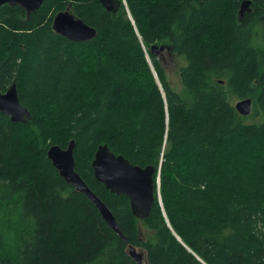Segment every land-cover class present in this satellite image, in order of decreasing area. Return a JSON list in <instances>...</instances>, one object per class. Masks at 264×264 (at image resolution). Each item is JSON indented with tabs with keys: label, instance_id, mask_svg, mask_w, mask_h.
I'll return each mask as SVG.
<instances>
[{
	"label": "trees",
	"instance_id": "obj_1",
	"mask_svg": "<svg viewBox=\"0 0 264 264\" xmlns=\"http://www.w3.org/2000/svg\"><path fill=\"white\" fill-rule=\"evenodd\" d=\"M242 1L43 0L29 16L0 6V92L15 83L30 112L25 123L0 112V264H137L129 244L148 264H264V0L244 12ZM69 5L91 40L52 29ZM161 44L184 58L181 92ZM70 140L125 240L48 159ZM100 144L160 170L146 239L128 198L94 177Z\"/></svg>",
	"mask_w": 264,
	"mask_h": 264
},
{
	"label": "water",
	"instance_id": "obj_2",
	"mask_svg": "<svg viewBox=\"0 0 264 264\" xmlns=\"http://www.w3.org/2000/svg\"><path fill=\"white\" fill-rule=\"evenodd\" d=\"M42 2L43 0H0V6L3 4L17 5L24 9L26 15L29 16L40 7ZM249 4V0L242 1L240 11H248ZM70 6L53 16L52 29L72 41L91 40L96 35V30L70 13ZM234 107L240 115L246 116L251 111V99H239L234 103ZM0 112L7 115L12 122L25 123L26 119L30 118L29 110L18 99L15 83H12L4 92H0ZM73 152L74 140H70L65 148L51 145L46 154L63 180L72 185L76 191L84 194L98 209L107 225L122 240H125L126 238L110 209L92 192L76 172ZM91 166L95 179L102 183L106 189L111 193L124 195L128 198L134 217L139 220L148 217L154 202L155 190L158 188L159 168L156 169L153 165L142 167L132 164L122 155L114 154L106 144H100L97 147ZM154 175L156 176L154 177ZM127 253L137 264H148L142 249L129 244Z\"/></svg>",
	"mask_w": 264,
	"mask_h": 264
},
{
	"label": "rangeland",
	"instance_id": "obj_3",
	"mask_svg": "<svg viewBox=\"0 0 264 264\" xmlns=\"http://www.w3.org/2000/svg\"><path fill=\"white\" fill-rule=\"evenodd\" d=\"M157 46V56L162 62L168 81L175 91L181 92L182 86L178 72L179 68L185 63L184 58L178 57L176 54H174L168 44H161ZM138 231L139 236L142 239H146L150 234V232L144 227L142 221L140 220L138 221Z\"/></svg>",
	"mask_w": 264,
	"mask_h": 264
}]
</instances>
